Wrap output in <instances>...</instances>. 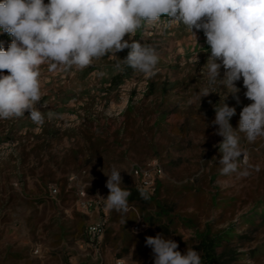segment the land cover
<instances>
[{
	"label": "rangeland",
	"instance_id": "obj_1",
	"mask_svg": "<svg viewBox=\"0 0 264 264\" xmlns=\"http://www.w3.org/2000/svg\"><path fill=\"white\" fill-rule=\"evenodd\" d=\"M134 39L158 53L155 75L122 64L129 49L83 69L46 63L37 104L44 124L28 113L0 120V264H154L145 238L158 233L182 253L197 250L203 264H264V137L249 143L237 129L246 160L221 174L223 138L212 121L226 90L198 97L210 53L204 32L195 38L162 18ZM0 43L7 48L11 37L0 33ZM236 87L225 100L236 109L234 129L252 103L242 79ZM154 163L161 174L144 199L132 170ZM114 165L131 193L128 211L80 209V189L88 198L104 191L107 197L105 174ZM99 218L104 234L96 259L85 228ZM210 241L213 251L205 255Z\"/></svg>",
	"mask_w": 264,
	"mask_h": 264
},
{
	"label": "clouds",
	"instance_id": "obj_2",
	"mask_svg": "<svg viewBox=\"0 0 264 264\" xmlns=\"http://www.w3.org/2000/svg\"><path fill=\"white\" fill-rule=\"evenodd\" d=\"M162 18L185 26L195 38L196 32H204L210 53L204 65L207 84L198 97L201 101L217 93L216 87L226 90L223 103L214 105L212 124L218 125L216 135L223 138L218 145L221 174L237 171L238 162L246 160L237 129L249 143L264 137V0H0V33L11 37L7 48L0 43V120L28 113L34 123L44 124L37 104L42 99L40 67L46 63L83 69L94 59L117 57L129 49L122 64L155 75L158 53L134 38L145 24H158ZM122 64L115 67L123 70ZM241 79L252 103L242 108L234 129L230 120L236 109L225 100L240 91L236 82ZM121 172L114 165L105 174L109 194L100 198L109 209L127 212L131 193L122 187ZM139 191L149 198L147 190ZM145 244L154 264H203L197 250L182 253L178 243L162 233L147 236Z\"/></svg>",
	"mask_w": 264,
	"mask_h": 264
},
{
	"label": "built area",
	"instance_id": "obj_3",
	"mask_svg": "<svg viewBox=\"0 0 264 264\" xmlns=\"http://www.w3.org/2000/svg\"><path fill=\"white\" fill-rule=\"evenodd\" d=\"M132 173L134 176L139 177L137 185L148 190L152 191L155 178L161 174V167L154 163L151 166H146L142 169H133ZM52 192H56V188L52 187ZM101 197L106 198V191L103 192ZM77 206L84 211L91 210H102L105 206V203L101 198H88L83 189H80L78 192V198L76 201ZM135 228L137 226L135 225ZM104 234V222L102 219H97L94 222L89 223L85 228V238L86 245L94 249L95 258H100L99 247L102 236ZM114 264H124L120 259L115 260Z\"/></svg>",
	"mask_w": 264,
	"mask_h": 264
},
{
	"label": "trees",
	"instance_id": "obj_4",
	"mask_svg": "<svg viewBox=\"0 0 264 264\" xmlns=\"http://www.w3.org/2000/svg\"><path fill=\"white\" fill-rule=\"evenodd\" d=\"M204 246H205V249H204V253H205V255H209V253H210V251L212 252L213 250H212V242L210 241V242H206L205 244H204Z\"/></svg>",
	"mask_w": 264,
	"mask_h": 264
}]
</instances>
